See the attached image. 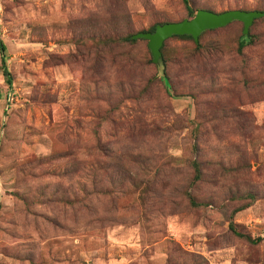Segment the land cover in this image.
I'll return each instance as SVG.
<instances>
[{"label":"rangeland","instance_id":"rangeland-1","mask_svg":"<svg viewBox=\"0 0 264 264\" xmlns=\"http://www.w3.org/2000/svg\"><path fill=\"white\" fill-rule=\"evenodd\" d=\"M187 17L0 0V264H264V16L241 48L240 21L171 36L156 62L124 40Z\"/></svg>","mask_w":264,"mask_h":264},{"label":"water","instance_id":"water-1","mask_svg":"<svg viewBox=\"0 0 264 264\" xmlns=\"http://www.w3.org/2000/svg\"><path fill=\"white\" fill-rule=\"evenodd\" d=\"M264 10L230 9L222 12H213L198 9L190 19L176 22L157 24L153 32H137L132 38H144L150 50L152 59L156 62L160 56V48L167 38L172 35H190L195 41L205 30L223 27L232 21H240L243 25V34H248V29L255 18L263 17Z\"/></svg>","mask_w":264,"mask_h":264},{"label":"trees","instance_id":"trees-1","mask_svg":"<svg viewBox=\"0 0 264 264\" xmlns=\"http://www.w3.org/2000/svg\"><path fill=\"white\" fill-rule=\"evenodd\" d=\"M182 3L184 5V8L186 9V12H187V15H188L187 19L192 18L197 10L195 11L193 9V7L191 6L190 0H182ZM256 19L257 18H255L254 20H256ZM181 20H183V19H181ZM181 20H177V21H181ZM254 20H253V22H254ZM168 22H176V21H166V22L156 23V24L152 25L150 27V29H148L146 31H142V32H153L154 29H155V26L157 24H164V23H168ZM133 34H135V33H133ZM133 34L126 36L124 38V40L133 42L135 40L134 38H132ZM172 36H175V37H178V38H181V39H191L194 42L198 41V40L195 41L190 35H172ZM250 39H251V36L249 35V29H248V34L247 35H244L243 32H242V35L240 36L239 41H238V48H241V47L245 46L247 43H249L251 41ZM4 50H5V45L2 43V41H0V52H1V63H2L3 74L6 77L7 84L11 85V75H10V72L8 71V69L6 68V65H5V58H4V55H3ZM237 234L240 235V233H238V232H237Z\"/></svg>","mask_w":264,"mask_h":264}]
</instances>
